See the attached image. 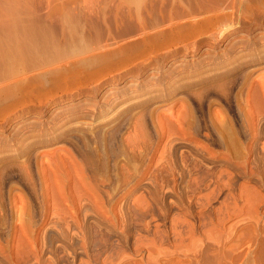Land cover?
Masks as SVG:
<instances>
[{
	"label": "rangeland",
	"instance_id": "374dc122",
	"mask_svg": "<svg viewBox=\"0 0 264 264\" xmlns=\"http://www.w3.org/2000/svg\"><path fill=\"white\" fill-rule=\"evenodd\" d=\"M256 52L236 50L214 69L196 57L194 74L162 79L157 90L91 102L94 117L60 126L62 115L36 135L0 141V264H157L155 241L173 251L172 218L214 217L227 191L201 210L200 198L221 172L242 182L244 157L258 175L248 185L264 194V53ZM240 218L225 228H241Z\"/></svg>",
	"mask_w": 264,
	"mask_h": 264
},
{
	"label": "bare ground",
	"instance_id": "6f19581e",
	"mask_svg": "<svg viewBox=\"0 0 264 264\" xmlns=\"http://www.w3.org/2000/svg\"><path fill=\"white\" fill-rule=\"evenodd\" d=\"M33 2L0 0L2 144L20 141L24 129L28 138L62 115L56 122L60 126L84 120L95 113L86 108L91 102L113 106L157 90L162 79L194 74L196 57L202 58L201 69H214L236 50L238 58L249 57L248 51L264 53V0ZM180 44L183 49H171ZM258 60L263 57L253 61ZM244 158L242 182L230 171L221 172L201 196L200 210L216 192L227 191L214 217L205 220L199 212L197 225L174 216L171 252L153 241L150 254L160 256H155L157 264H264V194L248 185L258 175ZM259 177L263 183L264 176ZM238 216L243 226L226 229L227 221Z\"/></svg>",
	"mask_w": 264,
	"mask_h": 264
}]
</instances>
